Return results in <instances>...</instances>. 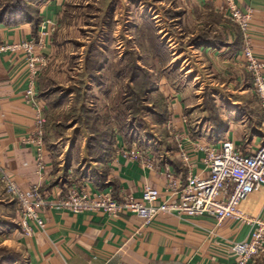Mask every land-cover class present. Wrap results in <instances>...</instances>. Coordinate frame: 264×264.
Instances as JSON below:
<instances>
[{
    "label": "crops",
    "instance_id": "crops-1",
    "mask_svg": "<svg viewBox=\"0 0 264 264\" xmlns=\"http://www.w3.org/2000/svg\"><path fill=\"white\" fill-rule=\"evenodd\" d=\"M30 1L31 12L0 7V42L36 40L41 22L50 21L39 49L45 65L35 83V100L44 117L43 142L53 148L46 145L44 167L38 170L36 147L27 140L37 128L36 111L24 95L26 62L20 53H0V168L21 187H38L51 203L58 189L73 180L90 190L108 189L115 197L129 193L136 199L149 185L160 192L156 200L160 202L169 198L164 190L167 174L184 183L190 173L202 171V145L226 138L237 149L251 153L264 141L263 113L240 52L242 32L225 14V0H176L171 2L168 19L156 7L162 0H139L140 18L134 25L138 40L135 36L133 42H140L139 67L147 76L142 101L148 115L143 119H152V125L136 135L117 131L115 95L122 83H114L110 21L108 36L95 41V33L88 28L98 30L93 20L100 14L86 11L95 4L91 0ZM235 2L243 11L253 10L249 37L253 53L264 61V0ZM155 44L161 47V56ZM91 48L95 52L88 54ZM91 56L104 59L92 66ZM203 85L219 120L218 129H209L212 137L193 131L187 122L197 112L190 109L195 105L191 93L201 92ZM190 86L197 88L191 91ZM78 94L80 103H74ZM73 106L93 107L97 115H107L106 124L113 126L108 155L90 153L88 141L94 133L79 127L71 115ZM130 108L126 106L129 114ZM92 120L95 123L90 126L102 121ZM216 132L220 137L216 138ZM180 147L190 157L189 167L180 158ZM122 148L144 151L152 166L124 155ZM2 189L0 248L6 253L0 255V264H233L230 244L246 238L249 231L245 223L231 219L217 224L208 217L160 214L144 224L133 213L119 217L91 211L72 214L47 204L42 209L43 228L33 225V233L26 235L18 226L16 202ZM240 206L251 216L263 213L264 190L251 194ZM261 262L264 254L251 264Z\"/></svg>",
    "mask_w": 264,
    "mask_h": 264
},
{
    "label": "built area",
    "instance_id": "built-area-1",
    "mask_svg": "<svg viewBox=\"0 0 264 264\" xmlns=\"http://www.w3.org/2000/svg\"><path fill=\"white\" fill-rule=\"evenodd\" d=\"M225 14L239 27L242 32L243 44L240 49L245 58V67L251 75V89L264 119V61L260 60L252 50L249 29L253 10H241L235 0H225ZM50 21L43 20L40 24L41 34L38 39H25L17 42H0V53L11 51L21 54L27 66V85L24 95L36 111V128L34 136L28 138L29 143L36 147V161L38 170L44 167L42 159L46 148L43 142L42 107L35 100V83L39 72L45 65V60L39 49L44 45L43 38L48 36ZM181 146V144H180ZM203 152V169L199 173H190L184 183L174 174H167L168 179L164 190L169 198L156 202L160 192L149 185H145L139 199L125 193L120 197L108 189L90 190L84 184L72 182L58 189V197L48 203L38 187H21L6 170L0 168V184L15 202L18 212V226L26 235L33 233V225L43 228L44 219L42 209L50 204L55 210L70 213L99 212L107 217H119L123 212L133 213L144 224H149L160 214H176L185 217L211 218L221 224L224 219H231L237 223H245L248 235L240 241L230 244V254L234 258L233 264H251L264 254V211L251 216L240 206L251 194L264 190V141L253 152H243L235 146L232 140L223 138L217 144L206 143L200 147ZM144 151L127 150L122 153L140 159L147 166H152L145 159ZM180 158L184 164L191 165L190 157L180 147Z\"/></svg>",
    "mask_w": 264,
    "mask_h": 264
},
{
    "label": "rangeland",
    "instance_id": "rangeland-1",
    "mask_svg": "<svg viewBox=\"0 0 264 264\" xmlns=\"http://www.w3.org/2000/svg\"><path fill=\"white\" fill-rule=\"evenodd\" d=\"M95 8H91V10H86L89 13H98L99 12V18L93 20V26L98 27L97 29H92L89 27L88 31L94 32V40L97 41L102 36L107 37L108 32L110 29L108 26V23L110 21L111 26V43H112V60H113V76H114V83L115 85H118L119 83H122L119 87L118 94L115 95V109H117V115H116V126L117 131H125L126 134H134L136 135L137 132H144L151 128L152 125V119H149L151 121L147 122L143 119L145 115H148V109H146V105H144V102L142 101V98L145 96L144 88L142 85V80L137 82L131 81L133 84L128 85L127 82L131 79L129 76L130 71L134 70L135 68H140L139 66L142 64L140 62L139 57V50L140 48V42H133L134 37L136 36L138 40V28H135V24H138V20L140 18L139 16V0H91ZM91 1H89L91 3ZM156 1V0H152ZM163 4L156 3V7L159 8L158 10H162V14L164 18L168 19L170 17L172 9L171 2L174 3L176 0H162ZM84 2V0H83ZM20 4V5H18ZM18 5V7H16ZM32 3L30 0H0V7L8 8V9H16L18 11L19 9H23L26 12L32 11ZM84 6V5H83ZM19 8V9H18ZM109 8V10H108ZM153 10V9H151ZM160 12V11H159ZM116 18V19H114ZM115 20V21H114ZM91 34V33H90ZM91 36V35H90ZM99 36V37H98ZM104 37V39H105ZM116 39V40H114ZM131 39V40H130ZM103 41V40H102ZM121 44H120V43ZM123 51L124 53L119 54V51ZM95 50L93 48L90 49L88 54H93ZM95 55V54H94ZM94 57V58H92ZM91 64L92 66L95 65L98 61H102L104 57L98 58V56H91ZM100 59V60H99ZM119 70L120 74H116ZM119 75V76H118ZM205 78V77H204ZM127 80V81H126ZM132 80V79H131ZM126 83V84H125ZM80 86V85H79ZM79 86H76V93L79 91ZM205 85H203V88L201 89V92H197V94L191 93L192 95V102L195 104L190 109H194L197 112L193 113L192 115L188 116L187 122L190 125V128L193 131H198L199 133L207 134L209 132L215 131V128L218 129V118L216 119V110H215V104L210 100L211 96L208 93V90H206ZM197 88V87H196ZM196 88L190 86L191 91H195ZM204 92V93H203ZM205 95L203 99L198 102V98L202 95ZM125 95V96H124ZM200 95V96H199ZM90 98V97H88ZM123 102V103H121ZM128 102H133L134 107L130 108L131 113L129 114L126 109V106L129 105ZM74 103H80L79 94L76 95ZM202 103V108L200 107ZM197 104V105H196ZM119 106V108L117 107ZM76 106H73V111L71 115L75 116V118L78 119L79 127L82 128V130L86 133L93 132L94 136L91 137L88 141L89 143V149L91 154H98V152H103L104 154L102 156L108 155L111 151V143L110 142H104L102 145L101 140L106 138V136H102L101 134L105 131L108 133H112L113 126L106 124L107 118L105 116L97 115L96 110L92 107V109H84L83 107L75 108ZM204 109L206 111L204 112ZM119 114V115H118ZM207 114V115H205ZM205 115V116H204ZM99 118L102 120L99 121V126L95 125H89L95 123L92 119ZM132 122L134 124H132ZM97 123V122H96ZM88 125V126H87ZM217 125V126H216ZM99 127V128H98ZM210 137L211 133H208ZM217 135L216 138L220 137L219 134L216 132ZM101 135V136H100ZM132 137V136H131ZM142 138V137H141ZM139 142H143V139H138ZM138 140H134V142H138ZM45 146L48 145L44 143ZM79 146H82L83 144L78 143ZM102 145V146H101ZM49 147H52L48 145ZM53 148V147H52ZM74 181V180H73ZM73 181H70L69 184H71ZM1 185V184H0ZM1 188L2 185L0 186ZM3 192L4 189H2ZM7 193H5L6 195ZM8 195V194H7ZM10 198V196L8 195ZM6 253V250L2 247L0 248V255ZM264 262H261V264Z\"/></svg>",
    "mask_w": 264,
    "mask_h": 264
},
{
    "label": "trees",
    "instance_id": "trees-1",
    "mask_svg": "<svg viewBox=\"0 0 264 264\" xmlns=\"http://www.w3.org/2000/svg\"><path fill=\"white\" fill-rule=\"evenodd\" d=\"M18 5H20V4H18ZM18 5L16 6V7H18ZM8 8H5V10H7ZM19 9V8H18ZM4 10V9H3ZM4 10V11H5ZM14 11H16V9H14ZM152 45V44H151ZM154 50L156 51V53H158V54H160V56L162 55V53H163V51L161 50V47L160 46H158L157 44H155V48H154ZM116 74H120L119 73V70H118V72L116 73ZM119 76V75H118ZM129 76L131 77V79H132V81L134 82H137V81H140V79L142 80V84H140V85H144L143 87H145V81H146V79H147V76L145 75V73L143 72V71H141V69L140 68H135L134 67V70H132V71H130V74H129ZM129 103V106L131 107V108H133L134 107V104H133V102H128ZM102 136H106V138H104L103 139V141H101V143H102V145L104 144V142H110L111 144H113L112 142H113V140H112V138H111V135H110V133L108 132H104V133H102L101 134ZM100 135V136H101ZM101 145V146H102ZM111 147H112V145H111Z\"/></svg>",
    "mask_w": 264,
    "mask_h": 264
}]
</instances>
